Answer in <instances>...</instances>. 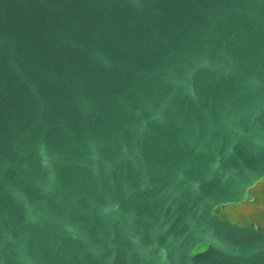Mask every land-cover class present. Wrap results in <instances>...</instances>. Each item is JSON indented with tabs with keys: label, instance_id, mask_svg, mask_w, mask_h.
I'll use <instances>...</instances> for the list:
<instances>
[{
	"label": "water",
	"instance_id": "obj_1",
	"mask_svg": "<svg viewBox=\"0 0 264 264\" xmlns=\"http://www.w3.org/2000/svg\"><path fill=\"white\" fill-rule=\"evenodd\" d=\"M259 110L264 0H0V264H201L195 147Z\"/></svg>",
	"mask_w": 264,
	"mask_h": 264
},
{
	"label": "crops",
	"instance_id": "obj_2",
	"mask_svg": "<svg viewBox=\"0 0 264 264\" xmlns=\"http://www.w3.org/2000/svg\"><path fill=\"white\" fill-rule=\"evenodd\" d=\"M264 110L246 113L215 130L195 147L203 166L211 165L219 193L202 201V222L215 230L190 251L201 264H264V161L255 163L252 126Z\"/></svg>",
	"mask_w": 264,
	"mask_h": 264
}]
</instances>
